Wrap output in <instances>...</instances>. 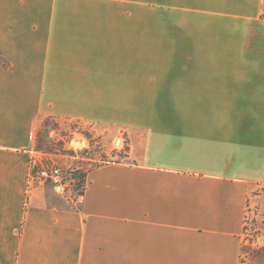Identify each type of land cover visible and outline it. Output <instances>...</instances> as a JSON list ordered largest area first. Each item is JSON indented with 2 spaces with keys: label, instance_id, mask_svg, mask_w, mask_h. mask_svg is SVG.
Listing matches in <instances>:
<instances>
[{
  "label": "crops",
  "instance_id": "crops-1",
  "mask_svg": "<svg viewBox=\"0 0 264 264\" xmlns=\"http://www.w3.org/2000/svg\"><path fill=\"white\" fill-rule=\"evenodd\" d=\"M158 3L0 0V264H264V0ZM46 116L130 161L69 198L32 173Z\"/></svg>",
  "mask_w": 264,
  "mask_h": 264
},
{
  "label": "rangeland",
  "instance_id": "rangeland-1",
  "mask_svg": "<svg viewBox=\"0 0 264 264\" xmlns=\"http://www.w3.org/2000/svg\"><path fill=\"white\" fill-rule=\"evenodd\" d=\"M159 15L158 0H135L136 19H158ZM129 149L130 139L124 129L46 116L34 133L32 173L38 174L52 166L61 167L64 182L61 191L77 200L84 193L90 170L108 162L130 161ZM247 228V238L257 247L264 240L262 227L254 218Z\"/></svg>",
  "mask_w": 264,
  "mask_h": 264
},
{
  "label": "built area",
  "instance_id": "built-area-1",
  "mask_svg": "<svg viewBox=\"0 0 264 264\" xmlns=\"http://www.w3.org/2000/svg\"><path fill=\"white\" fill-rule=\"evenodd\" d=\"M33 163V162H32ZM41 179L53 183L59 190H64L63 173L59 166H52L51 168H44L38 172ZM82 195L78 197L81 200Z\"/></svg>",
  "mask_w": 264,
  "mask_h": 264
},
{
  "label": "trees",
  "instance_id": "trees-1",
  "mask_svg": "<svg viewBox=\"0 0 264 264\" xmlns=\"http://www.w3.org/2000/svg\"><path fill=\"white\" fill-rule=\"evenodd\" d=\"M88 175V174H87ZM87 175H86V178H87Z\"/></svg>",
  "mask_w": 264,
  "mask_h": 264
}]
</instances>
